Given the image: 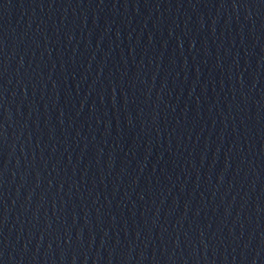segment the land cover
Wrapping results in <instances>:
<instances>
[{
	"label": "water",
	"instance_id": "water-1",
	"mask_svg": "<svg viewBox=\"0 0 264 264\" xmlns=\"http://www.w3.org/2000/svg\"><path fill=\"white\" fill-rule=\"evenodd\" d=\"M0 264H264V0H0Z\"/></svg>",
	"mask_w": 264,
	"mask_h": 264
}]
</instances>
